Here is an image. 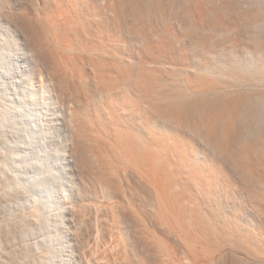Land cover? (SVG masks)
<instances>
[{
  "label": "bare ground",
  "instance_id": "bare-ground-1",
  "mask_svg": "<svg viewBox=\"0 0 264 264\" xmlns=\"http://www.w3.org/2000/svg\"><path fill=\"white\" fill-rule=\"evenodd\" d=\"M107 1L110 19L97 0H31L19 22L0 7V264H147L116 207L139 216V196L150 218L133 220L157 264H264V138L243 140L264 62L253 73L215 65L264 54L243 36L259 16L217 0ZM174 8L181 28L166 20ZM129 18L138 52L121 33ZM76 208L108 219L83 254Z\"/></svg>",
  "mask_w": 264,
  "mask_h": 264
},
{
  "label": "rangeland",
  "instance_id": "rangeland-1",
  "mask_svg": "<svg viewBox=\"0 0 264 264\" xmlns=\"http://www.w3.org/2000/svg\"><path fill=\"white\" fill-rule=\"evenodd\" d=\"M5 1H7V2H5ZM174 1V0H173ZM176 2H177V0H175ZM186 1V0H185ZM185 1H184V3H185ZM218 2L220 1H223V3L226 1V2H233V4H234V12H236V13H241L242 14V12H253L254 11V13L255 14H257V16H259V18H257L255 21L256 22H258V23H255V21H254V23L255 24H253V23H251V25L250 26H246L248 29H246V31L243 33V36L246 38V40L247 39H249L248 41H250V43L251 42H253V41H256V43H257V41L258 42H260V43H263L264 44V0H217ZM2 2V3H1ZM97 2H98V5H100L101 6V8L104 10L105 8H106V10L104 11L105 12V15H107L108 16V19H110L109 18V16L112 18V13H113V11H112V9L111 8H109V5H110V3H109V1H107L106 2V0H97ZM179 2V1H178ZM182 2V1H181ZM219 2V3H220ZM5 3V4H4ZM8 3V4H7ZM11 3V4H10ZM31 3V0H0V7H2V9H1V11L3 10V13L4 14H12V16L13 15H15V16H13V19H14V21H17V22H19L20 20H19V18L20 19H22V14H24L22 11H23V9H25V10H30V11H32L33 9H30V8H33V7H30V6H33L32 5V3ZM180 3V2H179ZM178 3V4H179ZM10 4V5H9ZM181 5H182V8H183V3H180ZM180 4H179V6H180ZM104 5V6H103ZM177 5V4H176ZM24 6L25 7H28L27 9L26 8H24ZM20 7H21V9H20ZM111 7V6H110ZM243 7V8H242ZM108 8V9H107ZM179 8V7H178ZM6 9V10H5ZM10 9V10H9ZM177 9V8H176ZM184 9V8H183ZM12 10H13V12H12ZM18 10H20V12H22V13H19V11ZM22 10V11H21ZM24 10V11H25ZM10 11H11V13H10ZM15 12V13H14ZM184 12V11H183ZM183 12H182V10L181 9H177V10H175V8H174V11L172 12L171 11V15L169 14V16L167 15V19L166 20H168V18L170 19V20H173V21H171V22H174V24L178 27V28H181V27H183V26H185V23H187L188 22V20L185 22V19H186V16L185 15H183ZM233 12V13H234ZM19 13V14H18ZM107 13V14H106ZM21 14V15H20ZM185 14V13H184ZM20 15V16H19ZM18 16V17H17ZM106 16V17H107ZM179 16H181V17H179ZM182 16H185V17H182ZM15 17V18H14ZM16 17L18 18V20H16ZM184 18V19H183ZM125 20H127V19H125ZM132 20H133V18H129V21L127 20V21H124L125 23L123 24L124 25V28L125 29H121L122 31H121V33L122 34H124V33H126V35L128 36V38L130 39V37H129V35L131 34V35H133V36H131V39H130V41H131V45L130 46H132V48L136 51V52H138L142 47L141 46H143V42H144V39H142V38H138V37H136L135 35H134V33L132 34V27H133V25H132V23L134 24V22H132ZM179 20V21H178ZM183 21V22H182ZM181 22V23H180ZM110 23L112 24V26H114V23H112V21L110 20ZM162 23V22H161ZM161 23L159 22V24L160 25H158L157 24V27H156V36L155 37H158V34H160L159 32L161 31V28H162V26H161ZM131 25H132V27H131ZM180 25V26H179ZM253 25H255V27L253 26ZM117 27V26H116ZM129 27V28H128ZM245 27V28H246ZM250 27V28H249ZM119 28V27H118ZM128 28V29H127ZM252 28V29H251ZM127 29V30H126ZM130 29H131V31H130ZM118 30V29H117ZM120 30V29H119ZM160 30V31H159ZM124 31V32H123ZM158 31V32H157ZM26 32V31H25ZM29 32V31H28ZM127 32L129 33V34H127ZM249 32V33H248ZM27 33V32H26ZM248 34V35H245V34ZM25 35H28V36H25L26 37V40L28 41V44H29V48L31 47V53L33 52L34 53V50H35V53L37 54H33L32 53V55L35 57V61H36V63L38 64V66H41V69L42 70H44L46 73H48L51 77H53L54 78V80H53V85H54V87H56V90H57V92L59 93L58 95H60L59 97H60V100L63 98V96H65V94H64V92H62L63 90H60V87H61V85H60V82H58L59 80H58V77H57V75H55V73H54V71L52 70V67H51V65H49L50 63L48 62V60L46 59V57L44 56V53H43V51H41V49L40 48H38L39 49V51L37 52L36 50H38V49H36L37 48V45H35L36 43L34 42V38H31L30 37V33L28 34H25ZM251 35V36H250ZM28 38V39H27ZM30 39L32 40L31 42H30ZM136 39V40H135ZM142 39V40H141ZM252 39V40H251ZM33 42V44H31ZM31 44V45H30ZM33 47H36L35 49L33 48ZM34 50H33V49ZM140 48V49H139ZM240 51V50H239ZM235 51V52H233L232 54L233 55H231L230 56V54H226V56H224L225 54L223 53L222 55H220L219 57H217L216 59H215V61H216V63L217 64H215V65H218L217 67L219 68V69H221V70H223V69H225V71L227 70L228 71V68H229V66L231 65V66H233V67H231V69L232 68H234V69H230L231 70V72L232 71H234L235 69L237 70V69H241V71L242 70H244L245 72H248V73H253L254 72V70L255 69H259L261 66V64L264 62V54L262 53V55L261 56H254V54L252 55V53L250 52H248V51ZM228 53V52H227ZM243 53V54H242ZM248 53V54H247ZM39 55V56H38ZM38 56V57H37ZM228 56H230V57H228ZM234 56H236V57H234ZM234 58V60H233V58ZM219 58V59H218ZM255 58V59H254ZM220 59H221V62H220ZM223 59V60H222ZM258 59V60H257ZM217 60H218V62H217ZM225 60V61H224ZM227 60V61H226ZM38 61V62H37ZM215 61H214V63H215ZM231 61V62H230ZM255 61V62H254ZM226 62V63H225ZM234 64H233V63ZM220 63V64H219ZM231 63V64H230ZM236 63V64H235ZM259 63V64H258ZM136 64H138L137 62H136ZM229 65V66H228ZM237 65H240V66H238L239 68H237V67H234V66H237ZM257 65V66H256ZM263 66H264V63L262 64ZM243 66V67H242ZM262 66V67H263ZM225 67V68H224ZM226 67H227V69H226ZM45 68V69H44ZM251 69V70H250ZM229 70V71H230ZM235 70V71H236ZM251 71V72H250ZM50 72V73H49ZM52 78V79H53ZM57 80V81H56ZM262 84V85H261ZM60 85V86H59ZM261 87V88H260ZM256 88V89H255ZM251 87V88H248V90L250 89L251 90V92L253 93V95H254V93H255V97H258V98H256V101H252L253 102V104H251L250 106L248 105L247 107H249L248 109L246 108V110H247V112H246V110H245V117L246 118H244V120H243V122H245V120H247L246 122H245V128H247V129H245V132L243 133V135H246L245 136V138H244V136H243V140L244 141H250L251 139L252 140H260L261 138L263 139L264 138V101L262 102V100H259V99H263L264 100V84L263 83H260V86H258V87ZM259 88V89H258ZM253 89V90H252ZM59 90V91H58ZM249 90V91H250ZM255 90V91H254ZM257 90H258V92H257ZM259 92H261V93H259ZM257 94H259L258 96H256ZM263 96H262V95ZM262 97V98H261ZM257 100H259V102L257 101ZM249 110H250V112H249ZM251 120V121H250ZM247 124V125H246ZM250 125V126H249ZM252 127V128H251ZM250 128V129H249ZM263 136V137H262ZM247 138V139H246ZM250 138V139H249ZM255 138V139H254ZM212 149V148H211ZM211 152H212V150H210ZM216 151L214 150L213 152H212V154H214V155H216L217 153H215ZM218 155V154H217ZM93 164H94V167L96 168H94L95 170H98L97 169V167L95 166V162H93ZM94 170V171H95ZM99 171V170H98ZM97 171V173L96 172H94V174H98L99 172ZM88 173H90V174H88ZM93 172H91L90 170H89V172H88V170L86 171V169H85V171H83L82 172V179L84 180V183H83V185H88V188L87 189H89L90 190V188L93 186L94 187V179H93V177H94V175L92 174ZM89 175V176H88ZM99 175V178L100 179H102L103 177H101L103 174L101 173V174H98ZM98 175H96V176H98ZM104 176V175H103ZM90 179H89V178ZM92 179V180H91ZM103 181V183H105V181H107L106 179H105V176H104V178L102 179ZM105 180V181H104ZM89 181V182H88ZM92 183H91V182ZM88 182V183H87ZM87 183V184H86ZM108 182H106L105 183V188L107 187L108 188V186L110 185L109 183L107 184ZM108 185V186H107ZM111 186V185H110ZM109 186V188H111ZM87 187V186H86ZM90 187V188H89ZM104 188V191H106V189ZM92 190H93V188H91ZM94 189H95V187H94ZM110 190V189H109ZM111 190H112V188H111ZM94 191V190H93ZM107 193H108V189H107V191H106ZM140 198V199H139ZM139 199V200H138ZM137 201V202H136ZM142 201V202H141ZM125 203V205H123V203L121 204H117L116 205V207H117V212H119V215L121 216L120 218L121 219H123V220H126V223H125V221H123V225H124V223L126 224V232H128V231H130V232H128L129 234L131 233L132 234V232H131V230L133 231V234H132V236L131 235H129V238H131L130 239V242H131V244L133 245V246H135V248H137V250L139 251V252H141L145 257H146V259L148 260V263L149 264H155L156 262H155V259H153V255H152V252H151V254H150V252H148L150 249H148L147 247H151V245L150 246H148V244H150V242L149 241H147L148 240V237H143V235H144V232L145 231H143L144 229H142V227H140L139 225H137L138 227H136L135 225V222H134V220L133 219H138V217L139 216H141L142 215V213H143V215H142V217L141 218H145V219H149L150 217H149V211H150V207L149 206H147V205H145L144 204V201L142 200V198H141V196H139V197H137L136 199H135V201H134V204H135V206H136V208L138 209V211L140 212L141 210V215L139 214V216L138 215H136V213H134L133 212V208L132 207H130V206H128V204L126 203V202H124ZM140 205H141V207H140ZM143 205V206H142ZM124 206V207H123ZM127 208H126V207ZM123 207V208H122ZM144 207H146V209L144 208ZM127 209V210H126ZM140 209V210H139ZM144 210V211H143ZM149 210V211H148ZM77 211V212H76ZM130 211H132V212H130ZM76 212V213H75ZM75 212H74V215H73V217H71V219H72V221H73V226L71 225V228H70V230H71V232H73V235H74V237H75V244H77V248L80 250V252H81V254H83V252H84V248H85V244L87 243V242H85V241H87L88 240V236L95 230V228H97L98 227V224H99V226H102V227H100V228H102V230H101V232L104 230V233L102 232V234H105V235H107L106 233L109 231V230H107L106 229V227L108 228V226H107V222H108V219H107V217H102L101 219H103V220H101V221H99L98 219H95V217L93 216V215H91L90 213H83L81 210H80V208H76L75 209ZM78 212H79V214H78ZM147 212H148V215H147ZM82 213V214H81ZM137 217H136V216ZM75 216V217H74ZM83 216V217H82ZM86 216V217H85ZM92 216V217H91ZM135 216V217H134ZM85 217V218H84ZM88 217V218H87ZM94 217V218H93ZM105 218H106V221H105ZM94 219V220H93ZM131 219H132V221L133 222H130L131 221ZM139 219H140V217H139ZM98 222H97V221ZM98 223V224H97ZM128 223V224H127ZM132 223H134L133 225H131ZM86 224V225H85ZM102 224V225H101ZM1 225V224H0ZM96 225H97V227H96ZM131 226V227H130ZM135 226V227H134ZM1 228H2V230H3V227H2V225L0 226ZM124 227H125V225H124ZM0 228V229H1ZM93 228V229H92ZM142 229V232L141 231H134V229L136 230H138V229ZM79 229V230H78ZM140 229V230H141ZM73 230V231H72ZM107 230V231H106ZM128 230V231H127ZM76 231V232H75ZM106 232V233H105ZM135 232H137V233H135ZM76 233V234H75ZM109 233V232H108ZM135 233V234H134ZM142 233V234H141ZM138 237H137V236ZM145 235H146V232H145ZM88 237V238H87ZM135 237V238H134ZM147 238V239H146ZM146 240V241H145ZM77 241V242H76ZM136 241V242H135ZM84 242V243H83ZM145 242H147L146 244H147V246L145 245ZM137 243V244H136ZM142 249V250H141ZM82 250H83V252H82ZM151 251V250H150ZM150 261V262H149ZM147 263V264H148ZM157 264V263H156Z\"/></svg>",
  "mask_w": 264,
  "mask_h": 264
}]
</instances>
